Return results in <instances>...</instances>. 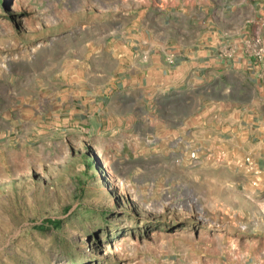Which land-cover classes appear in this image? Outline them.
<instances>
[{
	"label": "rangeland",
	"instance_id": "1",
	"mask_svg": "<svg viewBox=\"0 0 264 264\" xmlns=\"http://www.w3.org/2000/svg\"><path fill=\"white\" fill-rule=\"evenodd\" d=\"M156 2L0 0V264H215L264 248L263 197L222 187L225 158L120 83L134 16Z\"/></svg>",
	"mask_w": 264,
	"mask_h": 264
},
{
	"label": "crops",
	"instance_id": "2",
	"mask_svg": "<svg viewBox=\"0 0 264 264\" xmlns=\"http://www.w3.org/2000/svg\"><path fill=\"white\" fill-rule=\"evenodd\" d=\"M145 12L134 16L120 83L153 101L170 134L192 132L212 159L225 158L222 187L264 199V59L242 53L254 35L264 45V0H157ZM226 48L232 56L220 57ZM214 258L264 264V248Z\"/></svg>",
	"mask_w": 264,
	"mask_h": 264
},
{
	"label": "built area",
	"instance_id": "3",
	"mask_svg": "<svg viewBox=\"0 0 264 264\" xmlns=\"http://www.w3.org/2000/svg\"><path fill=\"white\" fill-rule=\"evenodd\" d=\"M232 51L229 48L223 49L219 52V56L222 58H230ZM243 56L250 59L255 65L262 63L264 59V45L260 37L254 35L250 39L246 40L242 50Z\"/></svg>",
	"mask_w": 264,
	"mask_h": 264
}]
</instances>
